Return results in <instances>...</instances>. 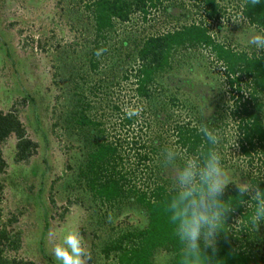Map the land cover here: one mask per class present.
Wrapping results in <instances>:
<instances>
[{"label": "rangeland", "instance_id": "obj_1", "mask_svg": "<svg viewBox=\"0 0 264 264\" xmlns=\"http://www.w3.org/2000/svg\"><path fill=\"white\" fill-rule=\"evenodd\" d=\"M91 2L92 0H0V109L4 112L16 110L26 127L27 137L37 145L36 153L29 161L16 162L15 137L11 136L0 144V151L7 164L0 175V230L5 228L11 235L20 234L19 250L7 252L9 258L17 261L55 264L51 254L53 242L49 239V233L55 232L62 238L67 231L76 229L91 253L92 258L87 264H114L111 258L106 259L101 253V235L105 237L107 231L116 226L132 229L134 226L145 225L143 215L135 210H126L125 203L116 209L107 210L110 212L106 219H110V222H105L102 230L96 231L97 238L93 237L94 218L106 208L93 202L88 192L78 185L77 171L85 157L86 143L82 132L73 130L67 122L72 107L71 95L75 90H81L76 89L75 82L70 83L71 74L87 73V80L79 85L85 90L89 100L95 103L92 112L103 121L109 139L114 134L122 137L128 135V138L136 136L141 141L163 135L169 144L174 141L171 130L174 122L195 123L198 91L207 94L210 89H216L214 95L210 96L213 102L218 91L225 94L223 90H226L228 93L221 66L211 60L207 51L195 50L190 54H177L178 62L174 63V67L180 62L183 64L180 69L171 71L177 76V81L187 80L194 87H188L187 83L180 91L166 88L155 99L156 106L134 98L131 78L115 86L108 83L107 88L92 96L89 88L103 76L105 78L110 75L109 70L112 68L108 71L104 68L112 59L109 53H98L101 69L97 73L91 72L88 63L87 66L84 64L85 53L90 52L97 41L93 17L87 8ZM218 2L224 14L218 22L208 21L211 33L218 36L219 41H229L234 48L240 50L248 45L246 41L255 30L246 21H240L236 17V13L241 10V0ZM173 3L184 4L181 0L165 1L155 9L149 8L146 21L142 14L134 13L127 23H116L115 29L107 33L109 52L115 53L113 50L117 49L118 43L128 36L131 38L130 35L145 38L170 31L185 22L184 19L179 22L169 19L164 14L167 6L179 13L181 8L175 7V4L173 6ZM184 5L185 9L180 12H190L187 16L188 23L204 21L202 14L197 13L195 8L190 7L187 2ZM236 43L241 47H237ZM116 75H121V70ZM169 96L177 97L186 106L163 112L161 115L171 116V124L162 130V125L159 126L156 121L155 112L161 106L168 108L166 99ZM226 96L229 95L225 94ZM113 103L118 104L122 113L141 108L142 111L137 116L138 124L130 129L122 126L118 120L121 118L111 108ZM221 110L224 112L226 109ZM229 127L230 124L227 125L226 132ZM233 151L227 163L238 171L244 160L238 150ZM124 152L128 156H125L123 166L134 170L136 164L133 163L132 154L126 147ZM144 177L136 183L147 184L148 180Z\"/></svg>", "mask_w": 264, "mask_h": 264}, {"label": "trees", "instance_id": "obj_2", "mask_svg": "<svg viewBox=\"0 0 264 264\" xmlns=\"http://www.w3.org/2000/svg\"><path fill=\"white\" fill-rule=\"evenodd\" d=\"M165 1L169 0H92L87 8L93 17L97 41L92 50L85 53L84 64L87 66L88 63L91 72L97 73L101 69L97 54L102 51L103 54L109 53L112 59V64L109 63L104 69L108 71L112 68L113 71L109 70L110 75H106L105 78L103 76L93 83L89 93L92 96L98 95L108 87V83L115 86L131 78L134 98L142 99L148 105H155V99L166 88L180 91L187 83L188 87H194V84L190 85L187 80L177 81V76L172 74L173 69L178 70L183 64L180 62L174 67V63L178 62L177 54L182 52L190 54L195 50L207 51L211 60L223 70L224 86L227 87L225 89H228V93L226 90L223 91L229 96L225 97L222 91H218L213 102L210 96L214 95L216 89H212L213 91L210 89V93L207 94L198 91L195 123L174 122L171 128L173 139L190 151L195 150L202 143V138L197 135L198 126L204 122L199 111L200 104L208 101L212 109L209 117L212 126H222L225 132L227 125L229 126L227 113L233 108L230 113L232 119L241 121L243 126L244 134L238 140V152L244 160L243 165L249 168L257 166L264 168V52H258L252 45H245L242 48L239 43H236V46H240L241 49H236L229 41L221 42L218 36L211 33L209 22L220 21L224 14L218 0H181L195 8L204 18V21L189 23L187 16L190 12H180L186 5L173 3V6L181 8L179 13H175L173 7L167 6L164 14L178 22L184 19L185 22L178 27L145 38L130 35L131 38L128 36L118 43L117 49L113 50L115 53L107 49L106 40L109 38L107 33L115 29L116 23H127L131 20L130 15L134 13L142 14L143 20L146 21L149 8L155 9ZM241 3V8H245L247 17L245 21L248 25L253 27L255 32H264V4L250 6L249 0H241ZM127 65L129 66L126 71ZM86 66L84 65V68ZM119 70L121 75H116ZM87 77V73L84 75L74 73L69 77L70 83L75 82L76 89L81 90L80 92L75 90L71 95L72 107L67 122L70 128L82 132V138L86 143L85 157L77 171L78 185L88 192L93 202L106 208L94 218L93 237L97 238L96 231L102 230L105 222L106 224L110 222V219H106L110 212L107 210L116 209L126 203V210H135L139 215H143L145 225L134 226L132 229H126L125 226L112 227L105 237L101 235L99 243L101 253L106 259L111 258L114 264H151V257L158 251L172 253L178 247L167 215L163 211L171 176L168 171L158 166L159 155L168 145L167 138L161 135L141 141L136 136L129 135L128 138V135L122 137L114 134V137L109 139L103 121L92 112L95 103L91 102L85 90L80 88L79 84L85 82ZM166 105L167 109L161 106V109L158 108L155 112L156 121L159 126L162 125V130L171 124L169 122L171 116L161 114L168 109L175 111L186 106L175 96H169ZM220 107L226 110L223 112ZM111 108L121 118L118 120L122 126L130 129L138 124V117L129 118L126 114L128 111L122 113L118 104L113 103ZM193 109L194 107L191 108ZM11 136L16 139L15 161H29L36 153V143L27 137L26 127L16 110L4 112L0 109V144ZM125 147L132 154L133 163L136 164L134 170L123 166L125 156H128V153L125 155ZM6 167V161L0 151V175ZM142 176L148 180L145 185L136 183ZM247 178L242 177L245 180ZM258 186L264 189V180H260ZM227 195L234 196L235 188L230 186ZM245 210L243 206L239 207L237 212L229 217V222H234V219ZM92 244L95 247V244ZM20 246L19 233L11 235L5 228L1 229L0 264H37L34 261H17L8 257L9 250L17 251ZM209 255L212 253L209 252ZM214 259L221 261L222 264H264V226H261L254 239L248 238L245 233H241L239 239L230 234H222L217 240Z\"/></svg>", "mask_w": 264, "mask_h": 264}, {"label": "clouds", "instance_id": "obj_3", "mask_svg": "<svg viewBox=\"0 0 264 264\" xmlns=\"http://www.w3.org/2000/svg\"><path fill=\"white\" fill-rule=\"evenodd\" d=\"M249 2L250 6L264 4V0ZM236 17L247 20L245 8ZM246 43L264 52V32L250 33ZM231 110L227 113L230 127L225 132L222 126H212L208 101L201 103L199 111L204 122L198 126L197 135L202 143L193 151L175 141L162 149L158 166L171 176L163 211L178 247L172 253H155L151 264H222L214 259L217 240L222 234L239 239L245 233L254 239L264 226V189L258 186L264 180V168L243 165L237 171L227 163L233 150H238V140L244 134L241 121L232 119ZM141 111L137 108L126 114L132 118ZM230 186L235 188L234 196H226ZM241 206L246 210L229 222V217ZM49 239L53 242L51 254L55 264H87L92 258L76 229L67 231L62 238L50 232Z\"/></svg>", "mask_w": 264, "mask_h": 264}]
</instances>
